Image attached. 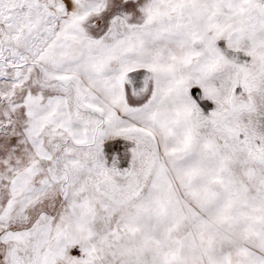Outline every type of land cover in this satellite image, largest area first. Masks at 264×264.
Here are the masks:
<instances>
[{
    "label": "snow or ice",
    "instance_id": "obj_1",
    "mask_svg": "<svg viewBox=\"0 0 264 264\" xmlns=\"http://www.w3.org/2000/svg\"><path fill=\"white\" fill-rule=\"evenodd\" d=\"M0 264H264V0H0Z\"/></svg>",
    "mask_w": 264,
    "mask_h": 264
}]
</instances>
